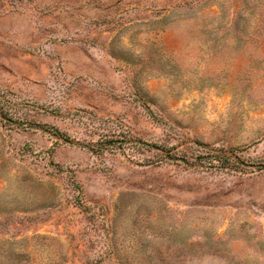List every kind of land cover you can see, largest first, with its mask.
<instances>
[{"label":"rangeland","instance_id":"1","mask_svg":"<svg viewBox=\"0 0 264 264\" xmlns=\"http://www.w3.org/2000/svg\"><path fill=\"white\" fill-rule=\"evenodd\" d=\"M0 264H264V0H0Z\"/></svg>","mask_w":264,"mask_h":264},{"label":"crops","instance_id":"2","mask_svg":"<svg viewBox=\"0 0 264 264\" xmlns=\"http://www.w3.org/2000/svg\"><path fill=\"white\" fill-rule=\"evenodd\" d=\"M42 41V40H41ZM30 45H33L37 42H40V39H30L29 41ZM62 47V49H67V52L64 53L62 56L64 59H66V63L71 64L73 63V60L75 57H78V54H75V50H76V44L75 42H71L70 40H68V42H64L62 43L58 48Z\"/></svg>","mask_w":264,"mask_h":264},{"label":"trees","instance_id":"3","mask_svg":"<svg viewBox=\"0 0 264 264\" xmlns=\"http://www.w3.org/2000/svg\"><path fill=\"white\" fill-rule=\"evenodd\" d=\"M197 157H200L199 160L201 161L204 160L210 165H218V163L224 164L225 162H227V160L231 157V155L226 154V153H220V154H215V155L207 154V155L202 156V154H198Z\"/></svg>","mask_w":264,"mask_h":264}]
</instances>
